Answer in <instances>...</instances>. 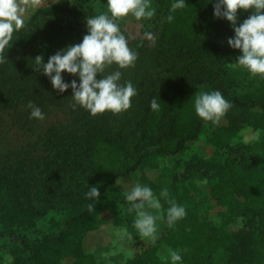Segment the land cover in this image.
<instances>
[{
    "label": "trees",
    "instance_id": "1",
    "mask_svg": "<svg viewBox=\"0 0 264 264\" xmlns=\"http://www.w3.org/2000/svg\"><path fill=\"white\" fill-rule=\"evenodd\" d=\"M156 2L164 21L149 23L146 30L159 31L154 57L167 73L150 74L144 65V72L123 74L122 80H131L138 94L131 107L120 113L93 116L79 105L73 107L71 88L59 92L47 75L33 68L32 57L43 55L47 62L57 50L83 39L91 7L82 9L70 0H57L37 8L0 53L5 56L0 63V106L28 108L33 101L44 109L46 101L66 116L45 129V154L28 158L19 153L16 161L0 167V239L9 243L12 264H92L86 239L100 229L98 217L108 197L121 203L133 239H142L133 226L135 213L128 211L119 185L137 172L139 182L150 185L158 196L167 187L169 198L183 204L187 215L172 227L162 219L167 232L128 264H171L162 255L167 248L181 252L178 264H210L222 251L228 252L226 264H251L257 249H264V151L256 158L225 162L206 152L211 148L217 154L229 146L244 126L264 133V76L232 64L241 51L227 43L234 30L231 22L214 15L216 0H187L186 7L171 13L172 21L167 19L172 0ZM252 11L239 10L238 23ZM149 44L142 36L129 39L130 47L145 62L152 61ZM26 49L30 54L24 59ZM114 70L115 64L106 67L105 73ZM236 71L248 83L243 84ZM64 78L79 79L67 72ZM210 89H220L232 104L215 125L199 117L194 108L196 93ZM153 97L161 105L158 110L150 108ZM208 124L210 134L202 143L207 155L194 157L212 174L197 182L225 210L198 215L183 201L177 185L155 172L153 158L185 152ZM153 171L155 177L150 175ZM92 185L99 187L100 199L86 196ZM161 202L160 214L166 216L164 209L169 205L164 198ZM241 215L246 216L244 222L236 220ZM43 221L48 230L34 231Z\"/></svg>",
    "mask_w": 264,
    "mask_h": 264
},
{
    "label": "clouds",
    "instance_id": "2",
    "mask_svg": "<svg viewBox=\"0 0 264 264\" xmlns=\"http://www.w3.org/2000/svg\"><path fill=\"white\" fill-rule=\"evenodd\" d=\"M104 4L106 11L87 15V32L79 43L57 50L47 58V62L43 55L32 57L34 70L47 75L52 86L61 93L71 88L73 107L79 105L93 116L106 111L114 114L125 111L131 107L132 98L138 94L131 80H122L123 73L119 70L134 66L138 59V52L129 45L131 37L122 30L119 21L129 16L139 21L156 15L152 0H107ZM186 6L187 0H172L167 19L172 21L174 16L171 13ZM241 9L253 11L242 23H238V11ZM23 11L16 0H0V53L23 25ZM214 15L232 24L234 35L228 37L227 43L231 48L241 51L232 64L247 69L252 75L264 76V0H216ZM143 36L155 43L152 31H145ZM4 61L5 56L0 54V63ZM113 64L117 65V70L105 73V68ZM65 72L79 79L67 81ZM98 74L100 78H97ZM28 107L31 109L30 118H45L41 107L33 101L28 102ZM160 107L158 99L153 97L150 108L158 110ZM231 107V101L220 89L200 91L195 95L196 114L213 125ZM85 194L89 199H100L101 196L96 185H92ZM124 198L129 203L128 211L135 213L133 226L141 238L151 237L155 241L158 219H166L168 226L172 227L187 215L183 204L175 198H169L167 187L161 188L158 196L150 185L134 181L131 188L124 192ZM161 198L169 205L164 209L166 216L159 214L163 208ZM89 208H92L91 204ZM115 234L120 239L130 235L127 227H117ZM169 257L171 264L182 261L179 250H170Z\"/></svg>",
    "mask_w": 264,
    "mask_h": 264
},
{
    "label": "rangeland",
    "instance_id": "3",
    "mask_svg": "<svg viewBox=\"0 0 264 264\" xmlns=\"http://www.w3.org/2000/svg\"><path fill=\"white\" fill-rule=\"evenodd\" d=\"M57 0H16V2L24 9L22 12V18L24 23H27L30 16L35 10L41 6H45L51 2ZM73 5L80 6L82 9L91 7L93 14L97 11H106L107 0H70ZM152 6L156 8V15L151 19L137 21L134 17H126L120 20L122 30L126 35L131 38L143 36V33L147 31V24L155 21H164L161 11L156 0H152ZM156 26V25H155ZM154 26V27H155ZM155 42L159 37V31L154 30ZM150 45V58L152 61L145 62L138 58L134 66H130L124 69H119L123 74L127 75L132 72L141 73L143 66L147 65L148 73L157 74L158 72H165L164 67L159 64V61L154 57V47L151 41ZM153 52V54H152ZM30 54L29 50H25L22 53L24 59ZM114 65V64H113ZM113 65L107 67H113ZM236 77L242 80V83H248L244 80L241 72H235ZM19 103V102H18ZM45 110L41 108L45 113L43 120L30 118V111L24 105L18 104V108L13 107L5 109L0 106V167H3L5 163L14 162L18 159V155L36 157L40 154H45L43 151L44 140L46 137L43 135L45 129L53 121L66 118L63 113H60L59 108L53 104L45 101ZM28 109V110H27ZM52 122V123H53ZM51 123V124H52ZM50 124V125H51ZM210 134V125H206L204 131L198 141L190 143L188 149L179 155H164L156 156L153 161L156 165L155 172L161 175V178L167 183H175L178 187L179 193L183 201L189 205L198 215H204L207 211L225 210V208L219 203L217 198H211L206 195L202 185H199V179L206 175L212 174L208 171L205 164L199 163L194 155H204L215 157L222 162L227 159H240L256 158L260 156L264 151V133L259 128H253L244 126L240 129L238 137L234 139V142L229 146L221 148L217 154L213 152L211 148H208L204 153L202 143L206 141ZM200 153V154H199ZM37 154V155H36ZM140 173H134L129 178L120 180L119 185L127 191L131 188L134 181H139ZM151 177H155L154 171L150 173ZM202 184V183H201ZM199 185V186H198ZM154 213L157 210L149 209ZM160 214V213H159ZM100 229L94 231L87 236L86 246L93 254V263L96 264H128L129 261L136 253L142 252L144 247L152 242L151 237H144L140 240L133 239L131 235L130 226L125 218L124 211L121 203L113 197H108L105 201L103 209L101 210L99 217ZM237 221L244 222L246 216L236 217ZM48 224L46 221L40 222L38 226L34 228V231H46L48 230ZM117 227H127L130 233L129 236H125L120 239L115 234ZM167 225L162 219L157 220L158 236L167 232ZM9 243L6 239H0V248L3 250V259L0 264H12L13 256L8 251ZM170 249H163L162 255L165 259L169 257ZM228 258V252L222 251L215 254L210 264H226ZM92 263V264H93ZM178 264V263H177ZM251 264H264V249L258 248L254 262Z\"/></svg>",
    "mask_w": 264,
    "mask_h": 264
}]
</instances>
